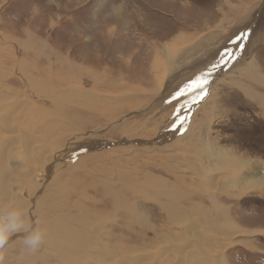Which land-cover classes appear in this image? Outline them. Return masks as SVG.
Wrapping results in <instances>:
<instances>
[{"label":"rangeland","instance_id":"obj_1","mask_svg":"<svg viewBox=\"0 0 264 264\" xmlns=\"http://www.w3.org/2000/svg\"><path fill=\"white\" fill-rule=\"evenodd\" d=\"M241 33L250 34L237 40ZM165 43L178 50L169 64L160 60ZM263 46L264 0H0V205L27 201V216L42 232L48 219L52 232L56 218L81 217L72 226L82 235L65 239L73 252L59 251L47 245V230L28 252L15 234L0 250V264H193L198 255L204 264H264V235L240 236L264 233V191L218 195L217 172L201 159L212 145L264 162ZM23 60L31 78L46 81L39 94L28 89ZM250 61L261 83L255 69L243 75ZM63 62L78 78L61 72ZM79 111L95 121L82 132ZM3 140H15L6 148L10 161ZM6 170L19 179L8 180ZM8 189L22 204L9 203ZM160 202L175 207L168 213ZM193 207L207 216L200 219ZM238 224L248 230L239 232ZM229 226L232 233L221 234Z\"/></svg>","mask_w":264,"mask_h":264},{"label":"bare ground","instance_id":"obj_2","mask_svg":"<svg viewBox=\"0 0 264 264\" xmlns=\"http://www.w3.org/2000/svg\"><path fill=\"white\" fill-rule=\"evenodd\" d=\"M115 7V6H114ZM117 7V6H116ZM119 7V6H118ZM244 7V6H243ZM247 7V6H246ZM118 10H120V9H118ZM211 36H213V39L214 38H216V37H214L215 35H209L208 37L210 38ZM208 37L206 38V39H208ZM220 37V36H219ZM211 39V38H210ZM209 39V40H210ZM165 45H166V47H164L165 49L164 50H162V51H160V60L161 59H163V60H165V63L167 62V61H173V58L176 56V53H177V49H176V47L171 43V44H166L165 43ZM20 53V52H19ZM18 54V53H17ZM45 56V55H44ZM40 58H41V55H40ZM177 58V57H176ZM35 60V59H34ZM38 60V59H37ZM156 60H159V59H156ZM29 61V60H28ZM27 61V62H28ZM155 61V60H154ZM37 62V61H36ZM40 62V61H39ZM169 62L168 63H166V64H169ZM30 63V62H29ZM33 63V62H32ZM164 63V64H165ZM156 64H158V63H156ZM163 64V65H164ZM20 65H21V67H22V73H23V70L24 69H27V71H28V74H29V79H28V89H30V87H31V89L33 90V93H34V95H36V94H39V92L37 91V88L38 89H42V87L44 86V83L46 82L45 81V79H43V78H36V79H33V77L31 78L30 77V67H29V65H28V63H26V62H24V60L23 61H20ZM62 65H63V68L61 69L60 68V70H61V72H63V73H66V74H75V78H78L76 75L78 74V71L77 70H75L74 68H71V67H68V66H66V63H62ZM69 65H71V64H69ZM160 65V64H159ZM212 65V64H211ZM246 65V64H245ZM257 65H258V63H257ZM30 66H32L31 64H30ZM39 66V65H38ZM37 67V66H36ZM77 67V66H76ZM78 68H79V66H78ZM33 69V68H32ZM39 69V68H38ZM45 69V68H44ZM81 68H79V70H80ZM241 69H246L247 71H243V75L246 77L248 74H249V72L248 71H250V70H254L255 69V73H254V77H255V80L256 81H259V83H261L262 82V80H261V76L259 75V74H257L258 72H259V69H258V67L256 66V65H254V63L252 62V61H250V62H248V66H245V67H241ZM59 70V71H60ZM159 70V69H158ZM58 71V73H60ZM81 71V70H80ZM80 71H79V73H80ZM242 71V70H241ZM40 72L42 73L43 71H42V69L41 70H37V72H36V75H40ZM82 72V71H81ZM83 73V72H82ZM251 74V73H250ZM33 75H35L34 73H33ZM61 77H62V75L61 74H59ZM73 76V75H72ZM250 76V75H249ZM65 78H66V76H64ZM60 78V77H59ZM73 78V77H72ZM238 79V78H237ZM249 79L250 80H252V78H250L249 77ZM58 80V79H57ZM60 80H61V78H60ZM26 81V80H25ZM56 81V80H55ZM155 81H157V79H154V82ZM165 81V80H164ZM58 82V81H57ZM63 82V81H62ZM64 82H67L68 83V81H67V79H66V81H64ZM162 80H160V86H161V84H162ZM55 83V82H54ZM234 83L235 84H237L238 85V81H236V80H234ZM155 84V83H154ZM33 86V87H32ZM234 86V85H233ZM155 91V90H154ZM154 91H152V92H154ZM244 92V94L246 95V96H248V97H250L249 95L251 94L250 92H247V91H243ZM144 93H146V92H144ZM253 93V92H252ZM252 95V94H251ZM250 98H252V97H250ZM249 98V99H250ZM27 99V98H26ZM253 99V98H252ZM138 100V99H137ZM260 100H263V101H260L263 105H264V97H262V98H260ZM253 101V100H252ZM143 102H144V100H143ZM131 103V102H130ZM21 106H20V108H22V106H25V105H22V104H20ZM132 105V104H131ZM19 108V109H20ZM25 108V107H24ZM135 108V107H134ZM133 109V108H132ZM116 110V109H115ZM125 110V109H124ZM134 110V109H133ZM133 110H131V111H133ZM9 111V110H8ZM17 111V110H16ZM74 110L73 109H67V115H69V113L71 112H73ZM6 112V111H5ZM10 112H11V110H10ZM9 112V113H10ZM14 112V111H13ZM45 112V111H44ZM4 113V112H3ZM17 114V113H16ZM90 114V113H89ZM89 114L88 115H86V113H84V112H82V111H79V114H75V116L76 117H74V119H76L77 121H81V127L78 129L79 131H81L82 132V130H81V128L82 127H88V126H92L93 124H95V121H91V120H94V119H92L93 117H91V118H89L88 116H89ZM6 115V114H5ZM11 115V114H10ZM28 115V114H27ZM32 115V114H31ZM45 115V114H44ZM2 117H3V115H2ZM15 117V116H14ZM26 117V116H25ZM5 118V117H4ZM10 118H11V116H10ZM31 118H33V117H31ZM18 119H20V117L18 118ZM41 119V118H40ZM91 119V120H90ZM21 121L23 120V118L22 119H20ZM29 120V119H28ZM32 120V119H31ZM42 120V119H41ZM20 121V122H21ZM112 121L113 120H111V121H109V122H107L106 124H107V126H109L111 123H112ZM13 122V121H12ZM24 121H22V123H23ZM32 122V124H34V122L33 121H31ZM37 122V121H36ZM39 122V121H38ZM38 122H37V124H38ZM74 122V121H73ZM27 123V122H26ZM26 123H25V125H26ZM18 124V123H17ZM211 124V123H210ZM25 125H23V126H25ZM76 125V124H75ZM79 125V124H78ZM85 125V126H84ZM27 126V125H26ZM17 127V126H16ZM135 127V126H134ZM18 129V128H17ZM110 129V128H109ZM133 129V128H132ZM203 129V128H202ZM15 131H16V128L14 129ZM19 130H21V127H20V129ZM59 130H60V128H59ZM77 130V131H78ZM18 131V130H17ZM16 131V132H17ZM24 131V130H23ZM131 131V130H130ZM2 132V131H1ZM20 132V131H19ZM18 132V133H19ZM126 132V131H125ZM190 132V131H189ZM11 133H13V132H11ZM10 133V134H11ZM15 133V132H14ZM4 134H5V137H2V139L3 138H6L7 136H6V133L4 132ZM7 134H9V133H7ZM17 134V133H16ZM15 134V135H16ZM111 134V133H110ZM203 134V133H202ZM19 136H20V133L18 134ZM17 135V136H18ZM25 135V134H24ZM28 135H29V133H28ZM27 135V136H28ZM33 135V134H32ZM58 135V134H57ZM71 135H73V134H71ZM1 136V135H0ZM41 136V135H40ZM89 136V135H88ZM203 136V135H202ZM10 137V136H9ZM12 137V136H11ZM21 137V136H20ZM30 137H31V135H30ZM29 137V138H30ZM22 138H23V134H22ZM35 139V138H34ZM57 139V138H56ZM110 139V138H109ZM113 139V138H112ZM20 140V139H19ZM27 140V139H26ZM32 140V139H31ZM15 141V140H14ZM14 141L12 140L11 142H9V144L7 143V145H5V143H4V140L2 141V144H3V146H4V150H5V154H7L6 153V150L7 151H9L8 152V160L7 161H10L11 160V154H10V152H12V149L11 148H9V149H6L8 146H10V144H13L14 143ZM18 141V140H17ZM21 141H23V140H21ZM20 141V142H21ZM28 141V140H27ZM54 141V140H53ZM20 142H18V143H20ZM23 142H26V141H23ZM60 142V140L59 141H57V143L56 144H58ZM66 142V141H65ZM64 142V144H66ZM207 142V141H206ZM39 143V142H38ZM0 144H1V141H0ZM20 144H22V143H20ZM24 144V143H23ZM32 144V143H31ZM128 144V143H127ZM126 144V145H127ZM133 144V143H132ZM151 144V143H150ZM207 144V143H206ZM216 144H217V142H216ZM19 145V144H18ZM73 145V144H72ZM17 146V145H16ZM33 146V145H32ZM42 146V145H41ZM36 147V146H35ZM15 148V147H14ZM27 148H29V146L27 147ZM27 150V149H26ZM126 150V149H125ZM185 150V149H184ZM13 151L15 152L16 151V149H13ZM22 151V150H21ZM28 151V150H27ZM27 151H26V153H27ZM33 151V150H32ZM34 153V152H33ZM63 153V152H62ZM99 154V153H98ZM185 154V153H184ZM6 155V156H7ZM13 155V154H12ZM18 155V154H17ZM29 155H30V153L29 154H27L26 156H27V158L29 159ZM38 155V154H37ZM55 155H57V154H55ZM55 155L52 157V161H54L55 159H57L58 157H55ZM186 155V154H185ZM202 155H203V157H201V159L202 158H205V161L208 163V164H210L211 166H212V169L210 168V170H212V171H214V172H217L215 175H216V178H215V182H216V184L215 185H211L212 186V189H214V190H218V195L219 194H221V195H225V196H228V197H233L234 195H236V196H239V195H250V194H258L259 192H262V191H264V162H262L261 160H240L239 158H238V155H234V154H232V153H229V152H227L225 149H223V148H217V147H213L212 145H207V146H205L204 147V149H203V151H202ZM232 155H234V156H232ZM2 157V156H1ZM55 157V158H54ZM67 157V156H66ZM184 157H186V156H184ZM184 157H182V158H180V159H183ZM26 158V157H25ZM42 158V157H41ZM68 158V157H67ZM66 158V159H67ZM17 159V158H16ZM20 159H22V158H20ZM50 160V161H51ZM185 160V159H184ZM183 160V161H184ZM0 161H2V160H0ZM57 160H55L54 161V163L56 162ZM179 161H182V160H179ZM23 162V161H22ZM84 162V161H83ZM82 162V163H83ZM4 163H5V160H4ZM9 163V162H8ZM18 163V162H17ZM53 163V164H54ZM132 163V162H131ZM130 164V163H129ZM28 165V164H27ZM62 165V164H61ZM64 165V164H63ZM184 165H186V164H184ZM183 165V166H184ZM6 166V165H5ZM128 166V165H127ZM181 165L179 164V167H180ZM19 167V166H18ZM28 167V166H27ZM39 167V166H38ZM129 167V166H128ZM187 167V166H186ZM21 168V167H20ZM53 168H55V167H53ZM82 168V167H81ZM85 168H87V167H85ZM4 169V168H3ZM6 169V168H5ZM7 169L9 170V168L7 167ZM60 169V168H59ZM62 169V168H61ZM142 169V168H141ZM145 169H146V167H145ZM199 169V168H198ZM229 169V170H228ZM29 170H30V168H29ZM39 170V169H38ZM83 170V169H82ZM192 170V169H191ZM7 171V170H6ZM4 172V174H3V176H8V177H11L10 179H8V180H15L16 181V179H19L18 177H16L15 176V174L14 175H10L9 173H11V171H7V172ZM31 171V170H30ZM85 171V170H84ZM137 171V170H136ZM147 171V170H146ZM149 171V170H148ZM171 171V170H170ZM194 171H195V169H194ZM3 172V171H2ZM139 172V171H138ZM198 172V171H197ZM141 173V172H140ZM148 173V172H147ZM151 173V172H150ZM150 173H148V174H150ZM9 174V175H8ZM12 174V173H11ZM30 174V173H29ZM56 174V173H55ZM87 174H88V172H87ZM138 174V173H137ZM144 174V173H143ZM147 174V175H148ZM170 174V173H169ZM214 174V173H213ZM151 175V174H150ZM34 176V175H33ZM152 176V175H151ZM151 176H150V178H151ZM8 177H5V178H8ZM26 177V176H25ZM36 177V176H35ZM43 177H45V174H43ZM149 177V176H148ZM153 177V176H152ZM2 178V177H1ZM131 178H132V176H131ZM145 178H147V177H145ZM33 179H34V177H33ZM156 179V178H155ZM24 180V181H23ZM23 180L21 179V181H23L24 183L25 182H27L26 181V179H24L23 178ZM130 180V179H129ZM153 180V179H152ZM214 181V180H213ZM157 184H159L158 185V188H160L159 186H160V181H155ZM162 182V181H161ZM54 183H57V179H53V181H52V184H54ZM80 183V182H79ZM84 183H86V182H83V183H81V184H83L84 185ZM23 185V184H22ZM154 185V184H153ZM24 186V185H23ZM91 186V185H90ZM155 186V185H154ZM13 186H10V188H12ZM138 188H139V186H138ZM158 188H154V189H158ZM191 189V188H190ZM193 189V188H192ZM9 190V193H10V195H11V197H10V200H9V203H13V201H14V203L16 202L15 200H16V197H15V193H13V191H15V190H13V189H11V191H10V189H8ZM88 190V189H87ZM137 190V189H136ZM22 192H23V189L21 190ZM112 191V190H111ZM110 191V192H111ZM192 191V190H191ZM197 191V190H196ZM21 192V193H22ZM113 192V191H112ZM112 192H111V194H112ZM125 192V191H124ZM134 192H136V191H134ZM195 191H193V194H196V193H194ZM21 193H20V196H21ZM105 193V192H104ZM106 193H109V190H106ZM191 193V192H190ZM116 194H118V193H116ZM158 194V193H157ZM137 195V194H136ZM115 196V195H114ZM12 197H14V199L15 200H13V201H11V199H12ZM22 197V196H21ZM191 197H192V195H191ZM195 197V196H194ZM248 197V196H247ZM120 198V197H119ZM193 198V197H192ZM123 199V198H122ZM156 199H160V197L158 196V197H156ZM185 199V198H184ZM194 199H196V198H194ZM221 199V198H220ZM23 200V199H22ZM161 200V199H160ZM198 200V199H197ZM212 199H210V201H211ZM20 201V200H19ZM191 201V200H190ZM189 202V201H188ZM202 202V201H201ZM212 203H215L218 207V210L216 211V215L217 216H221L222 214H224L225 215V217H226V212H225V210L224 209H222L221 208V206H219L218 205V203L215 201V200H212L211 201ZM90 203V202H89ZM88 203V204H89ZM95 203V202H94ZM161 203V202H160ZM194 202H192V204H193ZM20 204H22V203H20ZM19 203H15V205H20ZM25 204V205H24ZM177 204V203H176ZM195 204V203H194ZM5 205V204H4ZM9 205V204H8ZM97 205V204H96ZM200 205V204H199ZM149 206V205H148ZM169 206V205H168ZM171 206V205H170ZM18 207H20V206H16V209H18ZM83 207V206H82ZM90 207H91V205H90ZM98 207V206H97ZM175 207V206H174ZM173 206L172 207H166V205H164V204H160V210L162 209V211H166V212H168V213H170V210L172 209V208H174ZM177 207V206H176ZM190 207V206H189ZM86 208V207H85ZM84 208V209H85ZM212 208H214V206L212 207ZM19 209H22V210H26V212H29L30 210H31V204H28V202L26 201L25 202V200H24V203H23V205H21V207L19 208ZM94 210H96L95 208H93ZM191 209H192V207H191ZM203 209V210H202ZM201 209V207L200 208H198V207H193V212H194V214H197L198 215V217H200V219H202L201 218V216H205L206 214H208V211L205 209V208H202ZM209 209V208H208ZM177 210V209H176ZM179 210V209H178ZM98 211V210H97ZM210 211V210H209ZM82 212V211H81ZM103 212V211H102ZM102 212H100V214H102ZM148 212V211H147ZM30 213V212H29ZM173 213V212H172ZM97 216L99 215L98 213L96 214ZM95 215V216H96ZM173 215V214H172ZM31 216V215H30ZM100 216V215H99ZM163 216V215H162ZM161 216V217H162ZM207 216V215H206ZM213 216V215H212ZM86 217V216H85ZM167 217V216H166ZM170 218L171 217H173V216H169ZM37 218V217H36ZM28 219H29V216H28ZM39 219V218H38ZM64 219L65 220H63V219H60V218H56L54 221H55V223L53 222V225H54V229H53V231L52 232H50L49 230H48V226L50 227V223H51V221H49L50 219H48V220H46L45 222H43V223H41L42 224V226H43V228H44V231H43V233H45V232H47V230H48V235H49V237L51 238V240H52V243H51V245L50 244H47V245H49V246H53V247H56V250L58 249L59 251H61L62 250V248H66V250L67 251H72L73 250V248H74V246H73V243H72V241H70V240H74V241H76V240H78V242L79 241H82V239H81V232H78L76 229H75V227L74 226H72L73 224H75V223H77L78 221H80L81 220V217L79 218V219H77V218H75V217H64ZM30 220H31V218H30ZM29 220V221H30ZM208 220V219H207ZM35 221H37V220H35ZM68 221V222H67ZM163 221V220H162ZM209 221V220H208ZM33 222V221H32ZM164 222V221H163ZM208 223V222H207ZM32 224V227L34 226V224L33 223H31ZM138 224V223H137ZM228 224H230L231 226H233L231 223H229L228 222ZM231 226H229V227H227V228H224V229H221V228H219L220 230H221V234H228V233H232L231 232ZM36 227V226H35ZM140 227V226H139ZM198 227V226H197ZM237 229H239V232L240 231H242V230H248V229H243V227L240 225V224H238L237 226H235ZM149 228V227H148ZM151 228V227H150ZM206 228V227H205ZM257 230H252V231H249V232H244V233H240L241 235L240 236H242V237H247V236H261V235H264V233H262V232H258L259 231V229L258 228H256ZM39 230H40V228H39ZM43 230V229H42ZM57 230H59L60 231V233L62 234V238H60L59 237V239H58V237H57ZM260 231H263V230H260ZM170 233V232H169ZM100 234V233H99ZM21 235V234H20ZM102 235V234H101ZM137 236V235H136ZM22 237V236H21ZM185 237V236H184ZM13 238V237H12ZM19 238V237H18ZM66 238H68V239H70V240H66L65 241V239ZM58 239V240H57ZM64 239V240H63ZM21 241V240H20ZM161 241V240H160ZM193 241V240H192ZM191 242V241H190ZM193 246V245H192ZM248 246V245H247ZM183 247V246H182ZM186 248V247H185ZM195 248V247H194ZM55 249V248H54ZM65 250V251H66ZM76 250H77V248H76ZM92 250V249H91ZM55 251V250H54ZM58 251V252H59ZM74 251V250H73ZM72 251V252H73ZM78 251V250H77ZM165 251V250H164ZM258 251V250H257ZM92 252V251H91ZM189 252V254H191V251H188ZM193 253V252H192ZM195 253V252H194ZM94 254V253H93ZM104 255V254H103ZM105 256V255H104ZM169 256V255H168ZM200 256L201 255H198V256H192L191 257V262L193 263V264H204L203 263V261L201 260V258H200ZM108 257V256H107ZM157 258V257H156ZM204 258H205V256H204ZM68 259V258H67ZM69 259H71V258H69ZM91 259H93V258H91ZM99 259V258H98ZM62 260V259H61ZM165 260H167V259H165ZM170 260V259H169ZM83 262V261H82ZM100 263V262H99ZM159 263V262H158ZM66 264V263H65Z\"/></svg>","mask_w":264,"mask_h":264},{"label":"clouds","instance_id":"obj_3","mask_svg":"<svg viewBox=\"0 0 264 264\" xmlns=\"http://www.w3.org/2000/svg\"><path fill=\"white\" fill-rule=\"evenodd\" d=\"M22 234V242L28 252H35L43 243L44 233L33 228L26 210L0 205V250L4 249L10 238Z\"/></svg>","mask_w":264,"mask_h":264},{"label":"snow or ice","instance_id":"obj_4","mask_svg":"<svg viewBox=\"0 0 264 264\" xmlns=\"http://www.w3.org/2000/svg\"><path fill=\"white\" fill-rule=\"evenodd\" d=\"M250 33H241L238 37L237 40H246L247 36ZM238 47L243 48V44H239ZM208 84V80L205 78L202 83L198 84V92L201 94V98L203 97L204 94H206L205 89L206 85ZM198 100H194L193 103H198ZM182 126V124H181Z\"/></svg>","mask_w":264,"mask_h":264},{"label":"crops","instance_id":"obj_5","mask_svg":"<svg viewBox=\"0 0 264 264\" xmlns=\"http://www.w3.org/2000/svg\"><path fill=\"white\" fill-rule=\"evenodd\" d=\"M246 250H248V249H246ZM248 251H250V250H248Z\"/></svg>","mask_w":264,"mask_h":264}]
</instances>
